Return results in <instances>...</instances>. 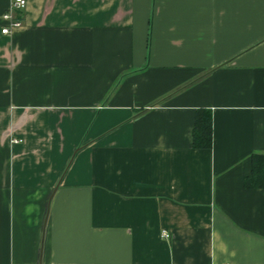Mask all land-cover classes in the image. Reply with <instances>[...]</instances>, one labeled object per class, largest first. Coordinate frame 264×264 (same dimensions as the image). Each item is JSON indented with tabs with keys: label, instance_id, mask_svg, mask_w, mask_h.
Instances as JSON below:
<instances>
[{
	"label": "crops",
	"instance_id": "0c3cea01",
	"mask_svg": "<svg viewBox=\"0 0 264 264\" xmlns=\"http://www.w3.org/2000/svg\"><path fill=\"white\" fill-rule=\"evenodd\" d=\"M18 16L0 32V264H264V188L243 184L264 154V0Z\"/></svg>",
	"mask_w": 264,
	"mask_h": 264
},
{
	"label": "trees",
	"instance_id": "16d2710c",
	"mask_svg": "<svg viewBox=\"0 0 264 264\" xmlns=\"http://www.w3.org/2000/svg\"><path fill=\"white\" fill-rule=\"evenodd\" d=\"M211 113L209 109L196 111L192 128V147L208 149L211 146ZM247 188H264V154L252 153L251 172L243 180Z\"/></svg>",
	"mask_w": 264,
	"mask_h": 264
},
{
	"label": "built area",
	"instance_id": "2783aa9c",
	"mask_svg": "<svg viewBox=\"0 0 264 264\" xmlns=\"http://www.w3.org/2000/svg\"><path fill=\"white\" fill-rule=\"evenodd\" d=\"M26 5V0H11L7 9L0 14V32L2 34H10L13 30L21 26L19 12L23 10ZM19 140L12 139L11 142H18ZM163 237H168V232L161 230Z\"/></svg>",
	"mask_w": 264,
	"mask_h": 264
}]
</instances>
